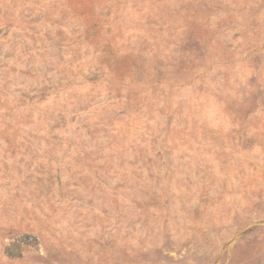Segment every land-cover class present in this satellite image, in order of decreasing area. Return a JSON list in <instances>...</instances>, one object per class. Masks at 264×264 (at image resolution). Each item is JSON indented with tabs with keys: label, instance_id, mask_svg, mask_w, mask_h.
Wrapping results in <instances>:
<instances>
[{
	"label": "rangeland",
	"instance_id": "rangeland-1",
	"mask_svg": "<svg viewBox=\"0 0 264 264\" xmlns=\"http://www.w3.org/2000/svg\"><path fill=\"white\" fill-rule=\"evenodd\" d=\"M0 264H264V0H0Z\"/></svg>",
	"mask_w": 264,
	"mask_h": 264
},
{
	"label": "trees",
	"instance_id": "trees-1",
	"mask_svg": "<svg viewBox=\"0 0 264 264\" xmlns=\"http://www.w3.org/2000/svg\"><path fill=\"white\" fill-rule=\"evenodd\" d=\"M9 254H11V253L9 252Z\"/></svg>",
	"mask_w": 264,
	"mask_h": 264
}]
</instances>
